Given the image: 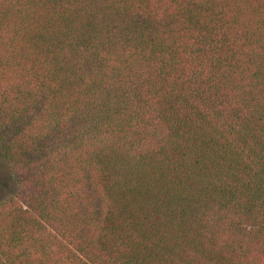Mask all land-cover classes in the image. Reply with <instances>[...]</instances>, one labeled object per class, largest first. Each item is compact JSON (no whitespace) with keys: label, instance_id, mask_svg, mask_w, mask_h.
I'll return each mask as SVG.
<instances>
[{"label":"trees","instance_id":"16d2710c","mask_svg":"<svg viewBox=\"0 0 264 264\" xmlns=\"http://www.w3.org/2000/svg\"><path fill=\"white\" fill-rule=\"evenodd\" d=\"M0 264H264V0H0Z\"/></svg>","mask_w":264,"mask_h":264},{"label":"rangeland","instance_id":"374dc122","mask_svg":"<svg viewBox=\"0 0 264 264\" xmlns=\"http://www.w3.org/2000/svg\"><path fill=\"white\" fill-rule=\"evenodd\" d=\"M3 160L0 153V201L12 195L16 190L15 182H13L7 165Z\"/></svg>","mask_w":264,"mask_h":264}]
</instances>
